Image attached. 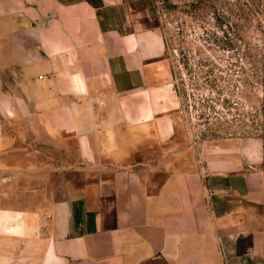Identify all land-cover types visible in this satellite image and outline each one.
<instances>
[{
	"label": "crops",
	"instance_id": "1",
	"mask_svg": "<svg viewBox=\"0 0 264 264\" xmlns=\"http://www.w3.org/2000/svg\"><path fill=\"white\" fill-rule=\"evenodd\" d=\"M136 1L0 0V114L35 115L80 136L89 161L131 166L103 181L100 206H59L36 264H264L263 140L203 142L200 163L173 169L180 99ZM148 139L164 156L136 160Z\"/></svg>",
	"mask_w": 264,
	"mask_h": 264
},
{
	"label": "rangeland",
	"instance_id": "2",
	"mask_svg": "<svg viewBox=\"0 0 264 264\" xmlns=\"http://www.w3.org/2000/svg\"><path fill=\"white\" fill-rule=\"evenodd\" d=\"M136 6L138 28L157 32L164 46L180 99L173 169L200 163L203 142L245 136L264 143V0H137ZM146 143L151 151L136 160L164 156L154 153V140ZM130 167L89 161L80 136L49 131L35 115L0 114V264L38 263L57 235L59 206L77 197L100 206L103 181L118 183L117 174Z\"/></svg>",
	"mask_w": 264,
	"mask_h": 264
}]
</instances>
